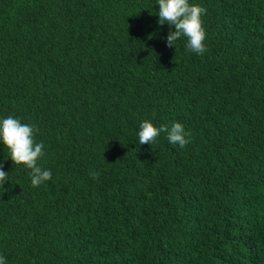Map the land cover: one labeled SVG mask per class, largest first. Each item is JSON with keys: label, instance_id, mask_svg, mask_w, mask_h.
I'll return each mask as SVG.
<instances>
[{"label": "trees", "instance_id": "16d2710c", "mask_svg": "<svg viewBox=\"0 0 264 264\" xmlns=\"http://www.w3.org/2000/svg\"><path fill=\"white\" fill-rule=\"evenodd\" d=\"M189 2L203 55L167 46L157 0H0V119L52 173L0 142L7 264H264V0ZM146 119L189 143L140 145Z\"/></svg>", "mask_w": 264, "mask_h": 264}, {"label": "clouds", "instance_id": "9594fccd", "mask_svg": "<svg viewBox=\"0 0 264 264\" xmlns=\"http://www.w3.org/2000/svg\"><path fill=\"white\" fill-rule=\"evenodd\" d=\"M159 5L160 25L168 24L174 26V31H170L166 43L169 48L176 46V42L181 38H186L187 50L203 55L206 52L205 40L206 30L203 26V15L206 9L200 5L192 4L189 0H157ZM39 129L34 125L22 123L19 118L8 116L0 119V142H3L7 149V155L13 165L24 167L30 170L31 185L37 187L46 181L51 180L50 170H44L39 166L38 161L44 155L43 142L37 143L36 133ZM166 132L167 139L171 144H178L184 147L189 143L184 126L176 122L169 129L162 125L156 127L150 120H144L139 125L138 140L139 144L153 145L160 135ZM118 162V161H117ZM99 173H93V177ZM9 175L3 171V165L0 164V186L9 180ZM0 264H7L6 258L0 255Z\"/></svg>", "mask_w": 264, "mask_h": 264}]
</instances>
